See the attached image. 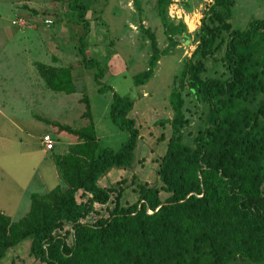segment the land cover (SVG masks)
<instances>
[{
    "label": "trees",
    "instance_id": "1",
    "mask_svg": "<svg viewBox=\"0 0 264 264\" xmlns=\"http://www.w3.org/2000/svg\"><path fill=\"white\" fill-rule=\"evenodd\" d=\"M169 0H155L156 13L170 45L182 36L184 25L166 17ZM230 0H212L194 33L195 46L183 61V86L195 101L206 104L204 126L181 141L185 123L179 91L172 87L169 103L171 134L158 157V186L137 182V195L122 202L124 187L100 186L109 167H130L139 128L128 112L133 100L102 85L99 61L85 53L87 6L65 0L83 32L77 47L81 63L95 68L97 92L111 91L110 121L126 132L117 149L99 145L86 95L87 124L71 127L43 119L75 136L65 151L52 155L65 187L29 193L27 212L15 221L0 212V259L8 248L29 238L28 254L41 264H264V20L253 19L243 30H229ZM209 22H217L215 27ZM227 30L224 40L219 37ZM145 69L132 76L134 85L152 75L160 55L154 34ZM218 38V40H217ZM220 38V39H219ZM224 45V78L201 76L204 58ZM46 88L75 91L71 66L37 65ZM163 192V196L159 194Z\"/></svg>",
    "mask_w": 264,
    "mask_h": 264
},
{
    "label": "rangeland",
    "instance_id": "2",
    "mask_svg": "<svg viewBox=\"0 0 264 264\" xmlns=\"http://www.w3.org/2000/svg\"><path fill=\"white\" fill-rule=\"evenodd\" d=\"M229 30H243L253 19L264 20V0H230ZM87 6L88 22L85 36L86 55L99 61L103 70L102 85L110 86L117 94L133 100L128 116L139 128L130 167H109L97 180L100 186L124 187L122 202L129 203L137 195V182L158 186V157L164 152L171 134L169 119L172 108L169 93L172 87L179 91L180 106L185 123L179 128L181 141L191 145V139L204 126L206 104L195 101L185 86L180 73L183 61L195 46L194 33L201 17L212 0H178V8L188 19L199 15L196 28L189 31L181 19L166 17L184 25L182 36L170 45L156 13L155 0H81ZM20 16L25 25L11 24ZM50 18L46 25L42 19ZM186 19L187 23L189 20ZM215 27L217 22H209ZM152 31L160 50L153 75L141 85H134L132 76L145 69L150 54L149 39L144 29ZM83 32L80 22L70 11L65 0H0V203L12 221L23 216L29 207V193L42 194L65 185L57 175L52 155L62 152L65 143L75 137L58 130L43 119L80 127L87 124L83 115L86 95L89 114L94 123L100 146L117 149L126 138V132L113 124L108 116L111 91L97 92L93 80L95 68L81 63L78 36ZM227 30L220 32L224 40ZM220 39V38H219ZM218 40V38H217ZM219 41V40H218ZM224 45L220 44L207 57L200 59L204 70L201 76L224 78L227 71L222 63ZM71 66L75 91L69 94L45 87L38 75L37 64ZM43 133L52 136L53 149L40 145ZM65 142V143H61ZM163 196V192L159 191ZM6 207V209H5ZM29 238L7 249L0 264H41L28 254ZM231 264H244L236 260Z\"/></svg>",
    "mask_w": 264,
    "mask_h": 264
},
{
    "label": "built area",
    "instance_id": "3",
    "mask_svg": "<svg viewBox=\"0 0 264 264\" xmlns=\"http://www.w3.org/2000/svg\"><path fill=\"white\" fill-rule=\"evenodd\" d=\"M178 0H170L169 4H168V11H167V15L169 18H175V19H181V14H182V22H184V24L186 25V27L188 28L189 31L193 30L194 28H196V25L198 24V19H199V15H197V17L195 18H191L188 19V16L186 14L183 13V11L178 8ZM186 19L189 20V22L187 23ZM42 22L46 25L51 23V19L50 18H44L42 19ZM11 24L17 25V26H23L25 25V20L20 17V16H16L15 18H13L11 20ZM40 144L42 145V148L44 150H50L53 147V140L51 138V136L48 133H43L41 138H40Z\"/></svg>",
    "mask_w": 264,
    "mask_h": 264
},
{
    "label": "crops",
    "instance_id": "4",
    "mask_svg": "<svg viewBox=\"0 0 264 264\" xmlns=\"http://www.w3.org/2000/svg\"><path fill=\"white\" fill-rule=\"evenodd\" d=\"M62 131V130H61ZM71 135V134H70ZM75 137V136H74ZM51 138H52V136H51ZM62 144L63 143H65V142H61ZM70 143H72V142H70ZM70 143H68V142H66L64 145H65V147H64V149L63 150H61L62 152L63 151H65V149H66V146L68 145V144H70ZM41 145V144H40ZM42 146V145H41ZM54 147V146H53ZM53 147L51 148V149H53ZM50 149V150H51ZM61 153V152H60ZM2 202L0 203V212H2L3 214H5V215H7L9 218H10V216H9V213L8 212H5V210L3 209V207H2ZM5 209H6V207H5ZM11 219V218H10Z\"/></svg>",
    "mask_w": 264,
    "mask_h": 264
},
{
    "label": "water",
    "instance_id": "5",
    "mask_svg": "<svg viewBox=\"0 0 264 264\" xmlns=\"http://www.w3.org/2000/svg\"><path fill=\"white\" fill-rule=\"evenodd\" d=\"M173 37H174V39H176V40H178V38H179L178 35H175V36H173Z\"/></svg>",
    "mask_w": 264,
    "mask_h": 264
}]
</instances>
